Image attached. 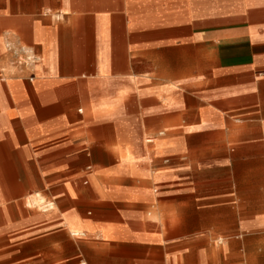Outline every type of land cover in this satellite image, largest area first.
I'll list each match as a JSON object with an SVG mask.
<instances>
[{"label":"crops","instance_id":"crops-1","mask_svg":"<svg viewBox=\"0 0 264 264\" xmlns=\"http://www.w3.org/2000/svg\"><path fill=\"white\" fill-rule=\"evenodd\" d=\"M0 264H264V0H0Z\"/></svg>","mask_w":264,"mask_h":264},{"label":"built area","instance_id":"built-area-1","mask_svg":"<svg viewBox=\"0 0 264 264\" xmlns=\"http://www.w3.org/2000/svg\"><path fill=\"white\" fill-rule=\"evenodd\" d=\"M79 236H82L81 233L78 234Z\"/></svg>","mask_w":264,"mask_h":264},{"label":"bare ground","instance_id":"bare-ground-1","mask_svg":"<svg viewBox=\"0 0 264 264\" xmlns=\"http://www.w3.org/2000/svg\"><path fill=\"white\" fill-rule=\"evenodd\" d=\"M81 235H83V234L81 233Z\"/></svg>","mask_w":264,"mask_h":264}]
</instances>
